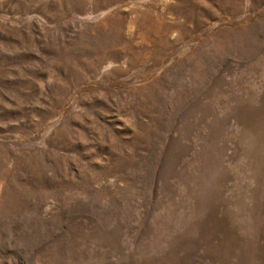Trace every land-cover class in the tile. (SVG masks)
<instances>
[{
	"label": "rangeland",
	"instance_id": "rangeland-1",
	"mask_svg": "<svg viewBox=\"0 0 264 264\" xmlns=\"http://www.w3.org/2000/svg\"><path fill=\"white\" fill-rule=\"evenodd\" d=\"M0 264H264V0H0Z\"/></svg>",
	"mask_w": 264,
	"mask_h": 264
}]
</instances>
